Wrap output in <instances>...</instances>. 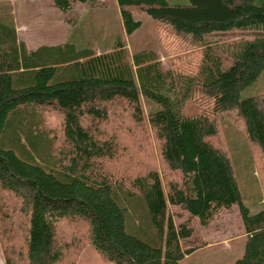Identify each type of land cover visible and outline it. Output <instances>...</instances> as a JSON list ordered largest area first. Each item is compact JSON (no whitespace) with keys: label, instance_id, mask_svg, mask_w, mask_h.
Segmentation results:
<instances>
[{"label":"trees","instance_id":"16d2710c","mask_svg":"<svg viewBox=\"0 0 264 264\" xmlns=\"http://www.w3.org/2000/svg\"><path fill=\"white\" fill-rule=\"evenodd\" d=\"M52 1L63 12L74 2L102 3ZM114 1L123 35L106 51L71 42L29 50L0 7L5 263L60 264L70 245L59 241V224L69 220L85 225L84 238L106 264H185L192 250L180 241L192 228L189 218L177 224L170 207L207 226L236 205L245 238L232 264H264V91L241 96L264 73V0ZM137 12L152 18L169 65L153 48L127 50ZM46 112L59 117L55 127ZM227 121L243 131L257 166L255 211L228 154ZM144 122L160 170L113 174L130 149L124 138L131 130L142 137Z\"/></svg>","mask_w":264,"mask_h":264},{"label":"rangeland","instance_id":"374dc122","mask_svg":"<svg viewBox=\"0 0 264 264\" xmlns=\"http://www.w3.org/2000/svg\"><path fill=\"white\" fill-rule=\"evenodd\" d=\"M100 1L102 3L95 7H87L83 3L74 2L72 10L63 12L55 6L52 0H4L3 9L14 21L17 39L24 42L30 49L42 44L55 45L71 42L78 47L94 46L106 51L112 48L117 35L120 33L123 35V29L115 1ZM134 17L140 21V26L127 37V50L133 52L153 48L159 53L163 65H169L168 57L162 50L156 26L150 15L146 12H137ZM261 91H264L263 72L254 84L242 90L241 96L245 97ZM143 110L146 114V107ZM44 116L46 117L45 123L49 127H55L59 121L56 114L46 112ZM231 124L234 128L225 133L229 144L228 154L233 163L243 198L249 208L255 211L259 198L255 176L257 166L256 163H250V153L243 131L237 129L233 123ZM142 130V137L140 135L135 137V131L133 135L131 130V135L124 138L128 140L130 149L124 155H120L123 164L116 167L111 166L113 174L134 175L138 171H143L148 164L160 170L153 135L146 122ZM139 142L144 143L142 149H139ZM0 145L8 147L4 142ZM131 159L137 162H130ZM170 210L180 214V217H175L177 224L189 218V225L192 228L191 236L180 241L184 250H192L185 256V264H232L241 257L244 250L245 233L236 205L229 209H220L213 215L207 226H201L196 218L189 217L187 213L178 208L170 207ZM0 230V264H6L4 248L8 249L10 243L6 237L2 238L1 233L4 234V231L1 228ZM85 231L86 227L80 221L68 220L59 224V241L68 242L70 245V249L65 250L60 264H106L99 259L84 238ZM10 240H16L14 235Z\"/></svg>","mask_w":264,"mask_h":264},{"label":"crops","instance_id":"0c3cea01","mask_svg":"<svg viewBox=\"0 0 264 264\" xmlns=\"http://www.w3.org/2000/svg\"><path fill=\"white\" fill-rule=\"evenodd\" d=\"M3 1L4 0H0V7H2V6H4V4H3ZM6 1V0H5ZM16 34H17V31H16ZM17 38H18V36H17ZM19 40V39H18ZM20 41V40H19ZM25 44V43H24ZM26 46V45H25ZM27 47V46H26ZM38 47V46H37ZM36 48V47H35ZM35 48H33V49H35ZM27 49H29V50H32V49H30V48H28L27 47Z\"/></svg>","mask_w":264,"mask_h":264}]
</instances>
